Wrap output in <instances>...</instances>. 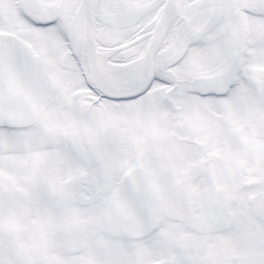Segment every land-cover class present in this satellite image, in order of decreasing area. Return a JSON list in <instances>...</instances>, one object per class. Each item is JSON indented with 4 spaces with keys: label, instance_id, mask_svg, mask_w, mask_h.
<instances>
[{
    "label": "snow or ice",
    "instance_id": "1",
    "mask_svg": "<svg viewBox=\"0 0 264 264\" xmlns=\"http://www.w3.org/2000/svg\"><path fill=\"white\" fill-rule=\"evenodd\" d=\"M0 264H264V0H0Z\"/></svg>",
    "mask_w": 264,
    "mask_h": 264
}]
</instances>
